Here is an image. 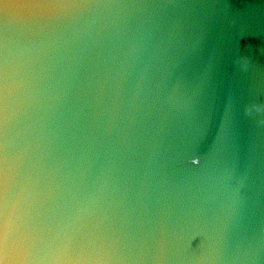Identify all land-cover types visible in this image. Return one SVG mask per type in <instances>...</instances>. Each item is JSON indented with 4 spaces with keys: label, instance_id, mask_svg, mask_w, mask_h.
I'll return each mask as SVG.
<instances>
[{
    "label": "water",
    "instance_id": "obj_1",
    "mask_svg": "<svg viewBox=\"0 0 264 264\" xmlns=\"http://www.w3.org/2000/svg\"><path fill=\"white\" fill-rule=\"evenodd\" d=\"M0 264H264V0H0Z\"/></svg>",
    "mask_w": 264,
    "mask_h": 264
}]
</instances>
